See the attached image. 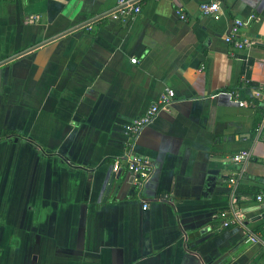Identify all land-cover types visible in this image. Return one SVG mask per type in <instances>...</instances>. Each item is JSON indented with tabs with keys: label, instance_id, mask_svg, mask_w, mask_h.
<instances>
[{
	"label": "crops",
	"instance_id": "obj_1",
	"mask_svg": "<svg viewBox=\"0 0 264 264\" xmlns=\"http://www.w3.org/2000/svg\"><path fill=\"white\" fill-rule=\"evenodd\" d=\"M141 2L123 21L118 0H0V264H264V0ZM235 20L252 48L226 43ZM168 88L139 191L112 166Z\"/></svg>",
	"mask_w": 264,
	"mask_h": 264
},
{
	"label": "built area",
	"instance_id": "obj_2",
	"mask_svg": "<svg viewBox=\"0 0 264 264\" xmlns=\"http://www.w3.org/2000/svg\"><path fill=\"white\" fill-rule=\"evenodd\" d=\"M12 1V0H5ZM142 0H118L116 7L108 15L116 19L127 21L134 18L138 15L142 9ZM201 11L203 16L213 18L214 20H219L221 18V6L219 1H214L210 3H203L201 5ZM177 14L181 19L187 20L186 15L182 11H177ZM243 23L239 20L234 21V30L225 37V41L230 45L234 50H245L250 49L255 45V42L247 37L239 36V33L242 29ZM91 23L86 25L90 27ZM132 63L137 64L138 59H133ZM176 93L172 89H166V92L160 97V99L154 103L148 111L139 117L134 118L125 126V131L128 135L129 142L127 145V153L124 159H116L113 163V171L119 172L121 170H126L133 175V180L136 188L141 191L143 189L146 181L151 177L153 173V167L151 163L136 155L133 152L134 146L141 135V133L150 126L153 121L158 117V115L168 107H170L175 100ZM241 108L249 107L252 109H258L259 104L256 101H238ZM260 103L263 107L262 110V120L258 126L257 134L264 133V95L261 96ZM252 158V151H242L233 156L232 160L235 164L244 165ZM243 170H240L238 173H234L233 177L230 179V184L232 185L234 196L236 188L238 186L239 180L243 177ZM257 201H264V191L260 192L257 196ZM147 207V206H146ZM222 216L225 219L224 226L230 227L232 224H242L241 216L237 213L233 215L232 219L226 217V213H223ZM248 241L254 244H260L264 252V234H252L249 236Z\"/></svg>",
	"mask_w": 264,
	"mask_h": 264
}]
</instances>
